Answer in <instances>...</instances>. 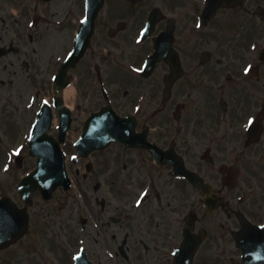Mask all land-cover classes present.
Masks as SVG:
<instances>
[{"label":"flooded vegetation","instance_id":"1","mask_svg":"<svg viewBox=\"0 0 264 264\" xmlns=\"http://www.w3.org/2000/svg\"><path fill=\"white\" fill-rule=\"evenodd\" d=\"M120 1L99 12L89 48L66 74L85 79L83 90L103 103L106 87L149 145L117 142L69 160L86 197L76 220L72 201L57 210L72 190L57 188L48 201L37 193L46 233L71 236L69 247L60 243L66 258L52 249L49 262L75 264L82 250L93 264H241L242 224L264 226V0ZM85 11V0H0V76L19 64L14 88L33 81L24 111L50 86L54 93L51 76ZM156 43L163 56L152 64ZM73 124L63 143L69 157L82 121Z\"/></svg>","mask_w":264,"mask_h":264},{"label":"rangeland","instance_id":"2","mask_svg":"<svg viewBox=\"0 0 264 264\" xmlns=\"http://www.w3.org/2000/svg\"><path fill=\"white\" fill-rule=\"evenodd\" d=\"M157 2L161 3V1ZM143 5L144 3L139 4L138 6L140 7ZM121 6L122 2L120 0H107L104 9L112 7L121 8ZM21 73V66L16 64L15 67L11 69L9 75L5 76L2 74L0 76V78L5 79V82L7 83L6 85L0 83V127L1 135H3L2 139H0V192L5 191L11 194L13 197L16 196L15 185L17 180L24 173V171L32 168L35 164L34 159L28 156L26 141H24L23 143H20L23 149L18 151L25 154V167H23V169H18L12 159L14 153L17 152L16 149L19 145H16V143L7 142L9 141V138L13 139L16 134L18 135L19 129L24 130L25 126L28 128L31 120L34 117V114H36V107L31 111L23 110V105L27 101L29 95H31L29 93H31L33 90V81L31 82V85H29V82L25 83V88L21 91L15 89L14 87L16 86H13V82L15 84L17 83L18 78H21ZM23 73L26 75L28 72L23 70ZM84 81L85 79L82 77L75 78L74 85L76 87V91L73 97L74 104L72 103V99L68 100V104H72L73 106L72 115L76 121L82 120L86 112L95 107V103L101 102L100 94L98 95V93L93 90L88 92L83 90ZM52 93L53 91L51 90L50 86V89L45 92V95H42V98L48 97ZM15 105H18L20 109L19 111L22 112L9 110L11 107H16ZM15 139H18V137ZM11 148H14L15 151L10 150ZM114 150L115 147H112L109 151ZM5 151H8V154H5ZM96 175H94V180L100 179V177ZM89 190L92 194H96V192L92 191V186L89 187ZM99 194L102 195V192ZM85 199L86 197L82 195L79 188L75 187L70 192L68 198H63L60 203L57 204L58 213H60L59 209L62 204L72 201L74 203V210L72 208L71 210L74 216L73 218L76 220L75 217L81 213L80 210ZM122 200H126V197L123 196ZM47 206L51 207L52 204L48 203ZM43 207L44 206L42 203L38 201V195L35 194L33 196V204L29 208L31 216L30 229L22 239L15 242L11 247L0 250V264H50L51 258L54 257L52 249H55L58 253L59 260H61L63 257L66 258L67 250L64 249L60 243H63L69 247L68 242L71 236H60V232L56 233L51 229L46 233V230L43 228V221L38 215L40 212H42L41 209ZM49 221L52 223V227H56L58 225L57 221L59 220L54 219ZM72 226L73 225H71V227ZM55 230L58 231V228H55ZM60 256L62 258H60ZM43 257H45L46 261L43 260Z\"/></svg>","mask_w":264,"mask_h":264},{"label":"water","instance_id":"3","mask_svg":"<svg viewBox=\"0 0 264 264\" xmlns=\"http://www.w3.org/2000/svg\"><path fill=\"white\" fill-rule=\"evenodd\" d=\"M92 2L93 1L91 0V3ZM99 7H100V0H95L92 6L93 13H90L91 21L94 17L95 11H97ZM89 126L92 128H98L100 130V136L97 135L98 142H107L108 140L116 138L117 130H116V124H115V116L112 112L110 114L108 113L93 114L91 118L89 119ZM85 142H86V139L84 140V143ZM36 145L37 144L35 142V137H33L32 142H30V149H31V153L33 154H35L34 152H35ZM44 168H50V167L44 166V164L40 166L39 170L42 173L38 171L36 174L33 175L32 186H35L37 183L42 182L41 179L38 178V176H44V178L46 179L48 183V188L46 189V192H49L53 189V187L57 184V182H60L61 180L60 178L62 176L63 171L61 169L60 171L56 173H49L46 170H43ZM60 168H62V165L60 166ZM2 216H3L2 212H0V238L3 237V234L5 232L4 220ZM11 239L12 237L5 239L6 243H3L4 244L3 246H5L9 241H11Z\"/></svg>","mask_w":264,"mask_h":264},{"label":"bare ground","instance_id":"4","mask_svg":"<svg viewBox=\"0 0 264 264\" xmlns=\"http://www.w3.org/2000/svg\"><path fill=\"white\" fill-rule=\"evenodd\" d=\"M75 88L74 87H68L63 91V97L67 101L71 98L72 95H74Z\"/></svg>","mask_w":264,"mask_h":264}]
</instances>
